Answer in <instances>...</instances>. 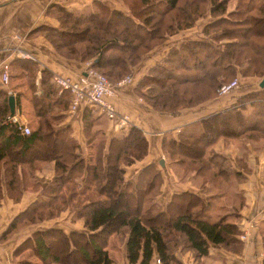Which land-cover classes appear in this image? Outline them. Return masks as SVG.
<instances>
[{
	"label": "trees",
	"instance_id": "1",
	"mask_svg": "<svg viewBox=\"0 0 264 264\" xmlns=\"http://www.w3.org/2000/svg\"><path fill=\"white\" fill-rule=\"evenodd\" d=\"M124 1L129 11L101 1H97L98 10L89 13L59 8L61 27L42 28L61 53L83 61L92 58L96 69L118 80L169 35L193 26L210 12L213 20L203 28L205 38H189L172 46L164 60L139 79L137 90L146 88L142 94L159 110H179L218 94L221 84L236 76L235 64L242 65L243 74L264 75V0H236L232 8L234 0ZM222 40L221 47L218 42ZM24 64L31 75L33 62ZM57 88L49 87L37 98L38 126L27 134L9 119L10 93L0 89V201L3 170L9 194L19 200L28 171L49 160L55 161L56 168L54 180L12 218L0 240L26 225L57 218L67 208L76 209L87 230L66 231L57 225L37 228L15 253L30 249L39 259L26 258L18 264H112L108 244L114 233L126 238L129 264H154L156 259L161 264H184L175 253L179 249L201 258L212 242L234 249V243L241 244V228L228 214L216 221L209 219L211 196L176 191L161 207L156 198L164 179L157 162L142 166L135 180L126 179L127 166L149 151V140L140 127L125 128L107 147L106 139L99 138L85 159L68 128L57 131L52 127V96ZM60 98L70 107V91L63 90ZM246 100L257 106L250 123L233 108L206 117L200 135H165L162 144L178 173L194 172L201 187L219 186L221 178L229 176V160L220 153L208 154L209 146L223 134L242 136L264 130V94L257 99L256 94L247 93L237 103ZM84 171L89 185L80 188L75 179Z\"/></svg>",
	"mask_w": 264,
	"mask_h": 264
},
{
	"label": "crops",
	"instance_id": "2",
	"mask_svg": "<svg viewBox=\"0 0 264 264\" xmlns=\"http://www.w3.org/2000/svg\"><path fill=\"white\" fill-rule=\"evenodd\" d=\"M97 1L104 2L112 8L129 11L124 0H0V89L6 88L10 95L15 96V112L12 114L17 115L32 129L38 126L39 121L37 98L44 95L49 87L53 89L58 87L54 75L60 73L77 78L85 72L89 64L93 63V60L87 62L61 53L42 27L60 28L61 8L75 13H89L98 10ZM211 20H213L211 13L207 12L200 16L193 26L181 29L145 53L133 67L134 80L117 87L116 93L109 97L120 113L130 116L131 121L127 126H119L116 119L109 118L98 106L91 103H84L76 111H72L69 104L64 106L61 102L60 94L63 91L57 88V93L52 96L54 100V105L51 107L53 108L52 127L57 131L68 128L72 139L78 145L77 151L85 159L89 156L91 144L96 143L99 138L106 139L107 147L109 140L125 128L130 125L140 127L149 140V152L143 159L127 166L126 179L135 180L142 166L151 161L157 162L162 168L164 177L162 190L156 198L158 204L165 208L174 192L192 190L204 198L211 196L210 220L216 200L221 195L224 196L226 191H230L236 194V200H233L234 203L229 206L227 212L224 210L220 218L228 214L234 218L231 220L242 231L250 232L245 239L238 236L242 249L227 248L212 242L208 254L201 258L193 257L194 253H182L177 250L175 253L184 264H264L262 231L264 230V130H259L255 134L246 132L242 136L223 134L209 146L208 154L220 153L230 162L231 172L228 177H224V183L218 186L217 190L214 189L213 184L207 183L201 187L198 182H194L196 180L194 172L185 176L187 177L185 180L180 179L166 158H162L164 157L162 142L165 135L168 137L181 133L200 135L204 130V119L212 114L237 108L246 120H251L257 110L256 104L251 103L250 100H246L244 104L237 102L239 97L247 93L256 94L257 99L261 98L264 94V84L260 85V82L264 75L243 74L242 65L235 64L237 74L234 78L239 79V87L230 93H218L196 105L173 111L154 108L142 94L146 88L137 90L139 79L156 64L161 63L172 46L179 45L189 38H205L203 28ZM224 42L225 40H222L218 44L222 47ZM28 60L33 62L34 70L31 75H29L31 71L29 72L24 64V61ZM6 66H9L10 72L8 82L2 79ZM89 140L92 142L89 143ZM55 177L54 160L44 162L35 171H28L27 178L22 180V196L16 200L7 190L6 175L3 170L0 235L12 218L36 200ZM27 180L28 186L24 187V182ZM75 180L80 188L89 185L85 171ZM230 187H233L234 191H231ZM55 225L66 231L87 230L84 219L77 216L76 209L67 208L57 218L26 225L7 239L0 240V264H18L20 260L26 258L37 260V256L30 249L18 254L15 253V249L33 230ZM125 242L126 238L122 240L117 233L110 236L108 249L113 258L112 264H129L125 254ZM154 264L159 263L155 261Z\"/></svg>",
	"mask_w": 264,
	"mask_h": 264
},
{
	"label": "built area",
	"instance_id": "3",
	"mask_svg": "<svg viewBox=\"0 0 264 264\" xmlns=\"http://www.w3.org/2000/svg\"><path fill=\"white\" fill-rule=\"evenodd\" d=\"M2 79L8 82L10 79L9 66H6L3 71ZM133 77L127 74L117 81H111L108 76L96 69L92 64L87 66L84 73H81L77 78L69 75L57 73L54 75V81L61 91L68 90L72 94L70 109L76 111L82 104L91 103L98 106L109 118L116 119L119 126H127L131 119L126 113H120L115 103L109 99L116 92L117 87L123 86L132 82ZM240 81L238 78H233L221 84L219 88L220 94H227L239 87ZM9 119L19 124V128L24 133H30L32 128L23 122L17 115L11 114ZM248 231L241 235L245 239ZM157 261H161L157 259Z\"/></svg>",
	"mask_w": 264,
	"mask_h": 264
},
{
	"label": "rangeland",
	"instance_id": "4",
	"mask_svg": "<svg viewBox=\"0 0 264 264\" xmlns=\"http://www.w3.org/2000/svg\"><path fill=\"white\" fill-rule=\"evenodd\" d=\"M235 1L236 0H234V1H232L231 2V4H230V7L232 8L233 6H234V4H235ZM169 36H171V35H169ZM168 38V37H167ZM165 41V40H164ZM163 41V42H164ZM162 43V42H161ZM91 60H93L92 58H90V59H88L87 60V62L88 61H91ZM100 71V70H99ZM102 72V71H101ZM104 73V72H103ZM127 74H131L132 75V77H133V80H134V75H133V71H131V72H128V73H126L125 75H127ZM124 75V76H125ZM123 77V76H122ZM109 78V77H108ZM121 78V77H120ZM119 78V79H120ZM111 80V79H110ZM132 80V81H133ZM111 81H117V80H111ZM117 91V90H116ZM116 93V92H115ZM219 93V92H218ZM102 137V136H101ZM163 148V156L164 157H162V158H166V160L168 161V163H169V165L176 171V173L178 174V176L180 175V179H182V180H185L187 177H185V176H187V175H182L181 173H178V171L176 170V167L175 166H173L172 164H171V155H170V153L165 149V147L164 146H162ZM149 152V151H148ZM148 154V153H147ZM143 159V158H142ZM162 175H163V172H162ZM189 175V174H188ZM163 179H164V177H163ZM194 182H198V184L200 185V179L199 178H196V180L194 181ZM222 183H224V179L223 178H221V180L219 181V186H221L222 185ZM163 185V184H162ZM213 186L215 187L214 189L215 190H217V188H218V186H216V185H214L213 184ZM230 189H231V191H234V188L233 187H230ZM161 190H162V186H161ZM219 191H221V190H219ZM230 191H226L224 194V196L223 195H221L217 200H216V203H215V207H214V209H213V213H212V215H211V219L213 220V221H216L218 218H220V216L223 214V212H224V210L227 212V210L230 208L229 206L231 205V204H233L234 203V201L233 200H236L235 198H236V194H234V193H232V192H230ZM227 193V194H226ZM229 219L231 220V219H234L232 216L230 217L229 216ZM263 231V233H264V230H262ZM245 233V231H240L239 233H238V236H241V235H243ZM250 233V232H249ZM249 233H248V235H249ZM241 242V241H240ZM178 247L180 246V245H177ZM176 246V247H177ZM233 247H235L236 249L238 248H241L242 249V247L243 246H241V244H236V243H234L233 245H232ZM180 250V252H182V253H187V252H190V253H194L193 251H191V250H182V249H179ZM195 256V254H193V257ZM38 258V257H37ZM39 259V258H38ZM188 260V259H187ZM156 263H159V264H161L162 262L160 261H157V259H156Z\"/></svg>",
	"mask_w": 264,
	"mask_h": 264
},
{
	"label": "water",
	"instance_id": "5",
	"mask_svg": "<svg viewBox=\"0 0 264 264\" xmlns=\"http://www.w3.org/2000/svg\"><path fill=\"white\" fill-rule=\"evenodd\" d=\"M264 84V77L262 78L260 85ZM9 101H10V106H11V112L14 113L15 112V96L13 94H11L9 96ZM162 161L164 162V159H162Z\"/></svg>",
	"mask_w": 264,
	"mask_h": 264
}]
</instances>
